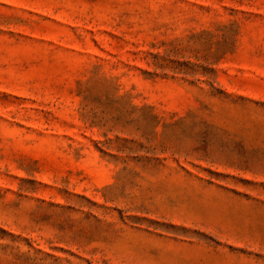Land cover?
Listing matches in <instances>:
<instances>
[{
    "label": "rangeland",
    "instance_id": "obj_1",
    "mask_svg": "<svg viewBox=\"0 0 264 264\" xmlns=\"http://www.w3.org/2000/svg\"><path fill=\"white\" fill-rule=\"evenodd\" d=\"M0 264H264V0H0Z\"/></svg>",
    "mask_w": 264,
    "mask_h": 264
}]
</instances>
